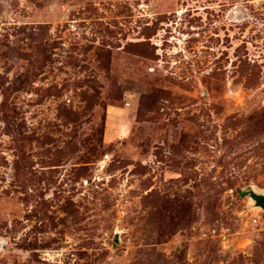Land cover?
<instances>
[{
    "label": "rangeland",
    "instance_id": "obj_1",
    "mask_svg": "<svg viewBox=\"0 0 264 264\" xmlns=\"http://www.w3.org/2000/svg\"><path fill=\"white\" fill-rule=\"evenodd\" d=\"M264 0H0V264H264Z\"/></svg>",
    "mask_w": 264,
    "mask_h": 264
},
{
    "label": "water",
    "instance_id": "obj_2",
    "mask_svg": "<svg viewBox=\"0 0 264 264\" xmlns=\"http://www.w3.org/2000/svg\"><path fill=\"white\" fill-rule=\"evenodd\" d=\"M245 195L250 199L251 205L264 211V192L249 188L245 191Z\"/></svg>",
    "mask_w": 264,
    "mask_h": 264
},
{
    "label": "bare ground",
    "instance_id": "obj_3",
    "mask_svg": "<svg viewBox=\"0 0 264 264\" xmlns=\"http://www.w3.org/2000/svg\"><path fill=\"white\" fill-rule=\"evenodd\" d=\"M256 209H258V208H256Z\"/></svg>",
    "mask_w": 264,
    "mask_h": 264
}]
</instances>
